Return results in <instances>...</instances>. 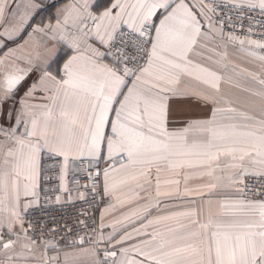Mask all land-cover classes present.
Returning a JSON list of instances; mask_svg holds the SVG:
<instances>
[{"label": "snow or ice", "instance_id": "obj_1", "mask_svg": "<svg viewBox=\"0 0 264 264\" xmlns=\"http://www.w3.org/2000/svg\"><path fill=\"white\" fill-rule=\"evenodd\" d=\"M0 264H264V0H0Z\"/></svg>", "mask_w": 264, "mask_h": 264}, {"label": "built area", "instance_id": "obj_2", "mask_svg": "<svg viewBox=\"0 0 264 264\" xmlns=\"http://www.w3.org/2000/svg\"><path fill=\"white\" fill-rule=\"evenodd\" d=\"M68 179L70 193L57 192L52 194L53 197L61 195L60 203H55L54 201L49 203L41 200L40 209L33 213V218H38L42 224L57 227V232L53 234L57 239L71 236V233L61 230L65 225L75 230L78 228L76 222L80 219L85 220L89 224H91L93 219L98 222L100 209L102 208L98 197L94 200L90 189L84 187V185L90 184V181L83 170L79 173L70 171ZM53 186H55V182H53ZM77 191L86 194L85 200L77 199ZM82 213H87V215H82ZM80 234H84L83 230H81Z\"/></svg>", "mask_w": 264, "mask_h": 264}, {"label": "crops", "instance_id": "obj_3", "mask_svg": "<svg viewBox=\"0 0 264 264\" xmlns=\"http://www.w3.org/2000/svg\"><path fill=\"white\" fill-rule=\"evenodd\" d=\"M229 60L240 68L250 67L246 59L240 55H230ZM234 84H239V87L234 86ZM234 84H225L223 87L226 93L238 103V106H242V102L247 99L246 93L242 91V88L245 87L246 84L243 79L239 78L234 80Z\"/></svg>", "mask_w": 264, "mask_h": 264}]
</instances>
